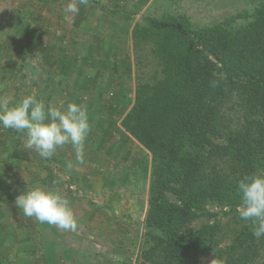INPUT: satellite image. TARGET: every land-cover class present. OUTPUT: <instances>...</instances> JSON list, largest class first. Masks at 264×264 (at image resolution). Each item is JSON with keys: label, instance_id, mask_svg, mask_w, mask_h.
Here are the masks:
<instances>
[{"label": "rangeland", "instance_id": "374dc122", "mask_svg": "<svg viewBox=\"0 0 264 264\" xmlns=\"http://www.w3.org/2000/svg\"><path fill=\"white\" fill-rule=\"evenodd\" d=\"M263 1L89 0L73 15L63 10L69 0H0V98L11 97L15 104L33 95L46 106L64 107L71 101L86 107L91 124L84 164L76 162L71 146L58 149L51 159L41 158L24 147L23 133L0 127V255L6 259L0 264H150L142 262V255L161 234L144 224L150 214L152 154L126 128L125 119L134 113L139 91L149 106L145 100L154 87L169 77L174 80L168 76V61L188 40L155 32L149 19H181L197 28L222 25L238 44L246 41L242 28L251 39L255 36L252 24ZM138 27L144 37H134ZM227 52L239 57L235 50ZM244 97L236 91L215 102L216 129L222 135L210 139L222 147L217 154L206 153V179L214 174L226 181L234 178L226 141L232 132H242L235 134L236 145L255 149L258 160L249 167L264 175V115L244 117ZM252 103L256 108L260 101ZM141 118H146L142 112ZM246 119L251 125L259 121L262 133L244 135ZM37 186L69 201L76 232L41 224L15 207L19 193ZM193 202V226L215 220L225 224L210 242L214 249L250 226L238 215L240 203L230 210L219 201ZM250 239L260 244L259 260L264 261V238Z\"/></svg>", "mask_w": 264, "mask_h": 264}, {"label": "trees", "instance_id": "16d2710c", "mask_svg": "<svg viewBox=\"0 0 264 264\" xmlns=\"http://www.w3.org/2000/svg\"><path fill=\"white\" fill-rule=\"evenodd\" d=\"M252 25L255 33H250L255 36L251 39L242 28L240 31L245 33L246 41L237 44L230 39L231 34H225L222 25L197 28L181 19H149L150 29L186 36L188 43L179 55L168 61L171 69L168 76L174 80L169 77L154 87L151 98L145 100H149V106L144 104L145 92L139 91L136 105L131 109L135 111L125 119L126 128L152 154L150 214L144 224L147 228L160 230L161 234L155 238L153 246L144 251L142 262L264 264L259 260L260 244L250 239L253 238L251 223L241 228L229 242L214 249L210 242L222 233L225 224L215 220L195 227L191 220L194 216L192 203L196 199L223 202L232 210L240 203L237 181L256 173L249 167L258 160L253 157L257 155L255 149L236 145L239 136L235 134L242 132H232L226 137L233 179L226 181L217 174L206 179L202 167L206 153L217 154L216 150L222 147L210 139L212 135H222V131L216 129L217 100L237 91L242 96L245 94L241 103L244 117L264 115V1L257 9ZM142 35L140 28H136L134 37ZM232 47L239 53V57L235 53L236 60L227 52L228 49L234 52ZM212 81L216 82L215 87L211 86ZM254 99L260 101L256 108L252 103ZM141 112L146 116L144 120ZM256 122L260 124L252 121L251 125L247 120L244 135H251L252 131L262 133ZM260 143L263 142L260 140ZM166 193L178 202L170 201Z\"/></svg>", "mask_w": 264, "mask_h": 264}, {"label": "clouds", "instance_id": "9594fccd", "mask_svg": "<svg viewBox=\"0 0 264 264\" xmlns=\"http://www.w3.org/2000/svg\"><path fill=\"white\" fill-rule=\"evenodd\" d=\"M88 3L89 0H69L63 10L76 15L80 6L87 7ZM211 86L215 87L216 82L212 81ZM0 127L23 133L24 147L41 158L51 159L58 149L71 146L76 162L85 163V142L91 124L88 111L82 105L69 101L66 107L51 103L46 106L33 95L13 104L11 97H3L0 98ZM236 190L240 197L239 217L251 222L255 238H264V175L252 174L238 180ZM14 205L25 217L35 218L41 224L71 232L78 230L69 201L59 192L39 186L25 189L15 197Z\"/></svg>", "mask_w": 264, "mask_h": 264}, {"label": "crops", "instance_id": "0c3cea01", "mask_svg": "<svg viewBox=\"0 0 264 264\" xmlns=\"http://www.w3.org/2000/svg\"><path fill=\"white\" fill-rule=\"evenodd\" d=\"M0 232H1V233H0V237H1V234H4V231H3V230H2V231L0 230ZM4 259H5V257L0 255V260H1V261H4ZM5 260H6V259H5ZM4 262H5V261H4ZM15 264H19V263H15Z\"/></svg>", "mask_w": 264, "mask_h": 264}]
</instances>
